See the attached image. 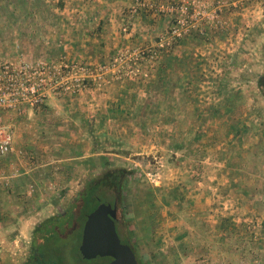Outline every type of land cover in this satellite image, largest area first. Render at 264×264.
Segmentation results:
<instances>
[{
    "label": "rangeland",
    "instance_id": "obj_1",
    "mask_svg": "<svg viewBox=\"0 0 264 264\" xmlns=\"http://www.w3.org/2000/svg\"><path fill=\"white\" fill-rule=\"evenodd\" d=\"M0 53L68 64L70 89L49 95L105 153L52 216L124 167L117 230L142 264H264V0H0ZM49 95L24 122L46 125ZM27 209L0 205V264L33 256L50 216ZM74 243L63 264L104 263Z\"/></svg>",
    "mask_w": 264,
    "mask_h": 264
},
{
    "label": "crops",
    "instance_id": "obj_2",
    "mask_svg": "<svg viewBox=\"0 0 264 264\" xmlns=\"http://www.w3.org/2000/svg\"><path fill=\"white\" fill-rule=\"evenodd\" d=\"M55 95H49V112L52 115L47 118L50 120L45 122V126L38 121L24 122V117L10 121L14 130L13 150L6 157L0 156V205L22 204L34 209L37 206L35 210L38 211L33 213L27 209L18 216H52L54 212L50 209L53 210L72 189L82 187L89 176L96 172L98 161L102 166L103 158L97 156L105 153L90 146L88 134L77 131L72 116L61 114V106L54 99ZM65 108L67 106L64 105ZM66 121L68 123L64 125ZM40 128L47 134L40 132ZM37 139L49 140L52 145H43ZM29 140L36 149L21 151L18 144L26 146ZM2 164H5L3 169ZM12 168L15 170L9 174ZM0 216L3 214L0 213Z\"/></svg>",
    "mask_w": 264,
    "mask_h": 264
},
{
    "label": "trees",
    "instance_id": "obj_3",
    "mask_svg": "<svg viewBox=\"0 0 264 264\" xmlns=\"http://www.w3.org/2000/svg\"><path fill=\"white\" fill-rule=\"evenodd\" d=\"M257 85L264 97V73L257 78ZM127 173L128 171L124 167L106 170L100 177L86 183L73 199L72 205H74L71 207L72 210H69L70 212L65 216H50L39 222L33 230L32 244L34 252L30 259L31 263L47 264L54 262L55 264H63L65 258L64 247L68 243L71 246V242L74 241V249L78 251V240L81 238V231L87 213L92 211L101 202L112 204L119 201ZM117 223H115L116 229ZM75 226L76 229L78 228L77 230H74ZM77 234L78 239L75 238ZM122 238L121 241L123 243H127L132 247L140 264L134 246L130 243V236ZM102 259L105 262L109 258L103 257Z\"/></svg>",
    "mask_w": 264,
    "mask_h": 264
},
{
    "label": "built area",
    "instance_id": "obj_4",
    "mask_svg": "<svg viewBox=\"0 0 264 264\" xmlns=\"http://www.w3.org/2000/svg\"><path fill=\"white\" fill-rule=\"evenodd\" d=\"M22 58L9 59L0 53V156L13 150V129L10 121L25 116L44 102L57 88L70 89L66 83L69 65L55 60L36 63ZM78 71L86 74L85 66ZM80 86V84H77Z\"/></svg>",
    "mask_w": 264,
    "mask_h": 264
},
{
    "label": "water",
    "instance_id": "obj_5",
    "mask_svg": "<svg viewBox=\"0 0 264 264\" xmlns=\"http://www.w3.org/2000/svg\"><path fill=\"white\" fill-rule=\"evenodd\" d=\"M116 211V204L101 202L87 213L78 245L82 258H110L102 264H139L132 247L119 237L115 225Z\"/></svg>",
    "mask_w": 264,
    "mask_h": 264
},
{
    "label": "flooded vegetation",
    "instance_id": "obj_6",
    "mask_svg": "<svg viewBox=\"0 0 264 264\" xmlns=\"http://www.w3.org/2000/svg\"><path fill=\"white\" fill-rule=\"evenodd\" d=\"M106 203H109V202H106ZM114 204H116V206H117L116 218H115V223H117V221H118V216H119L118 205H117V202H113V203H112V205H114ZM109 259H110V258H109ZM109 259L105 260V262L108 261ZM29 264H32V263H31V260L29 261ZM47 264H55V263H54V262H50V263H47Z\"/></svg>",
    "mask_w": 264,
    "mask_h": 264
}]
</instances>
